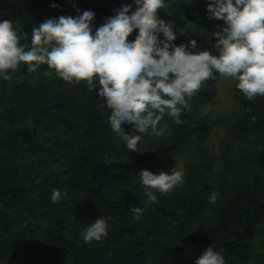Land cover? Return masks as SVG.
<instances>
[{
  "label": "trees",
  "instance_id": "trees-1",
  "mask_svg": "<svg viewBox=\"0 0 264 264\" xmlns=\"http://www.w3.org/2000/svg\"><path fill=\"white\" fill-rule=\"evenodd\" d=\"M121 2L130 0H0V20L22 24L27 44L46 18L92 10L95 26ZM206 3L173 0L171 15L158 9L176 25L174 43L196 39V51L215 42L214 21L222 20L208 18ZM9 75L0 78V264H195L212 244L226 264H264V96L247 99L235 83V109L224 121L214 178L206 174L207 162L187 159L183 185L156 192L157 201L134 220L130 209L146 199L136 174L158 173L170 155L198 146L204 124L185 110L180 123L165 115L162 135L143 134L138 151H127L102 97L84 81L66 82L47 65L30 72L21 64ZM218 75L187 100L212 97ZM54 189L61 193L55 202ZM96 217L108 219L109 235L85 242V226Z\"/></svg>",
  "mask_w": 264,
  "mask_h": 264
},
{
  "label": "clouds",
  "instance_id": "clouds-1",
  "mask_svg": "<svg viewBox=\"0 0 264 264\" xmlns=\"http://www.w3.org/2000/svg\"><path fill=\"white\" fill-rule=\"evenodd\" d=\"M173 0H130L121 2L93 26L94 11L46 18L31 31L30 43L22 24L0 20V78L10 79L9 71L25 64L36 72L42 65L69 83L84 81L88 89L102 97L107 120L126 145L138 151L143 134L162 135L165 115L180 123L182 106L216 75L231 78L247 99L264 96V0H207L209 19L222 20L211 32L215 42L198 49L196 39L176 44L177 30L165 21L158 9L172 10ZM135 7H132V5ZM55 8V3L50 5ZM135 29L132 35L128 33ZM53 76V71H46ZM128 124L132 130L123 127ZM136 133V134H132ZM145 202L130 209L139 220L145 208L157 201L156 192L167 194L183 185V169L154 173L141 169L137 174ZM54 189L53 202L60 198ZM218 192L209 195L215 203ZM109 221L96 217L83 231V240L99 242L108 235ZM195 264H226L212 244L195 259Z\"/></svg>",
  "mask_w": 264,
  "mask_h": 264
},
{
  "label": "rangeland",
  "instance_id": "rangeland-1",
  "mask_svg": "<svg viewBox=\"0 0 264 264\" xmlns=\"http://www.w3.org/2000/svg\"><path fill=\"white\" fill-rule=\"evenodd\" d=\"M220 24H223V21H214V26ZM235 83V80L219 74L214 84L215 93L212 97L199 101L187 100V104L182 106V110L189 112L193 121L199 120V123L202 122L205 126L202 137L198 140L199 145H192L170 155L169 161L158 172L172 168L174 165L184 171L186 160L192 158L199 162H207L210 167L206 170V174L210 179L214 178L220 164L219 142L225 139L224 121L231 118L235 109L233 99ZM253 240L255 252L260 253L262 251L261 234L254 233ZM245 264H251V261Z\"/></svg>",
  "mask_w": 264,
  "mask_h": 264
}]
</instances>
